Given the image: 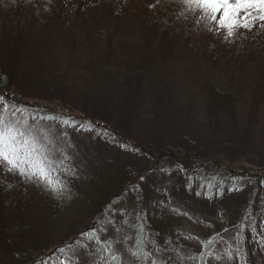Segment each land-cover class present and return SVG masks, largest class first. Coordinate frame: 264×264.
Returning a JSON list of instances; mask_svg holds the SVG:
<instances>
[{
    "label": "rangeland",
    "instance_id": "rangeland-1",
    "mask_svg": "<svg viewBox=\"0 0 264 264\" xmlns=\"http://www.w3.org/2000/svg\"><path fill=\"white\" fill-rule=\"evenodd\" d=\"M43 1L0 0V71L13 86L8 98H13L18 105H26L29 112L54 116L58 120H65L64 115L71 113L78 118L104 122L114 131L96 133L86 130L83 124L71 127L55 124L58 132L68 133V141L74 145L68 153L74 158L77 173L76 178L64 177L70 190L59 199L43 186L37 187L18 176H5L0 171V264L37 260L39 255L33 252L39 254L49 250L54 253L57 248L79 239L82 230V233L89 231L91 223L102 224L100 212L110 198L106 194H111V189L126 177V171L131 170L144 179L151 171L147 183L149 192L132 194L113 205L118 210L123 209L125 215L117 212L113 216L115 223L104 227L107 231L97 227L101 239L123 240L127 235L131 237L127 242L129 246L139 238L147 240L143 233L139 236L123 224L125 218L134 223L132 217L142 211L153 245L150 250L147 245L146 251H152L155 256V247L159 246L162 250L159 255L172 257L169 264H201L197 259H187L198 258L201 251H206L196 238L206 243L223 229L238 224L243 206L241 195L215 193L209 199L204 191L200 197L197 190L193 193L179 190L172 184L171 177H165L155 163L143 154H136L135 149L143 147L147 151L153 144L164 147L165 153H177L178 147L167 138L168 134H163L165 124L168 125L165 130L169 131L170 125L182 127L178 124L185 123L191 130L190 139L198 146L203 149L210 143L209 133L203 130L209 124L205 119V100L198 95L197 84L212 75L220 89H230L236 84V75L232 71L228 73L227 66L212 60L204 65L203 73L194 75L191 53L184 49V42L194 36L193 32L196 38L202 36L206 40L211 39L212 33L203 24H195L196 17L190 11L185 12L181 0H159L158 4L157 0H49L50 4L55 2L48 8ZM112 1L113 7L109 5ZM151 4H156V8H149ZM181 13H185L187 19ZM112 14L117 16V21L116 17L111 18ZM113 18L117 22L112 38L114 47L108 55L109 61L102 62L105 55L102 45L109 34L107 29H112ZM21 27L28 35L17 36V28ZM251 32L241 30L232 41L237 46L242 44L249 52L264 47V29L257 27L252 35ZM20 36L23 42L17 39ZM257 65L255 76L244 78L241 91L244 104H239L238 108L246 105L253 111L251 114L239 111L243 119L246 116L260 118V125L251 127L250 131L260 134L261 138L247 155L235 154V162H239L237 169H256L253 160L264 157V136L261 134L264 127V60L261 56ZM103 70L107 71L106 75ZM100 79L117 86L108 95L85 90ZM119 83L143 90L148 107L145 113H149L146 122L119 124L124 117L119 97L114 98ZM108 96L114 100V117L104 112L97 102ZM88 99L92 100V105H87ZM106 114L108 120L103 118ZM157 117L160 122L156 121ZM101 127L106 128L105 125ZM214 146L219 148L218 144ZM220 158L226 165L233 162L225 155ZM135 196L139 205L134 203ZM259 207L249 225L242 223L246 260L239 254L231 264H264V206ZM173 208L187 215H177L170 211ZM116 228L122 231L116 233ZM233 237L229 235L219 240L208 251L220 255V261L212 259L208 253L204 261L229 264L226 251H231L233 257L238 252ZM50 255L44 254L40 260Z\"/></svg>",
    "mask_w": 264,
    "mask_h": 264
},
{
    "label": "trees",
    "instance_id": "trees-1",
    "mask_svg": "<svg viewBox=\"0 0 264 264\" xmlns=\"http://www.w3.org/2000/svg\"><path fill=\"white\" fill-rule=\"evenodd\" d=\"M43 3L46 8L50 7L51 4H53H50L49 0H44ZM113 4V1L109 2V5L112 7ZM112 10L113 9H111L110 11ZM112 17H116L115 20L117 21V16L115 14H112L111 18ZM115 20L113 18L114 22L112 21V29H107L109 34H106L105 40L103 41L102 49L105 51V55L102 59V62L109 61L108 55L111 54V49L112 47H114L112 45V38L116 34L114 33V29L117 28V26L115 27V24H117ZM255 29L257 28H254L252 32ZM17 30L19 32L17 36L20 34L28 35L26 29H24L23 27L17 28ZM193 33L195 36V32ZM211 33L212 40L203 39L202 36L196 38V36L194 37L192 35L190 40H185L184 49L191 53L193 63L192 73H194V75L197 74V72L201 71L203 73L204 65L207 66V63L210 60H212L215 64L227 66V69H224L227 72L230 69V72L228 73H231L232 71L234 75H236V84L233 85H236L237 87H234L232 85L230 89L228 87L220 89L217 85H215V80H212V75L211 77H208V79L200 80V83L197 84L196 91L198 95L202 97L203 100H205V119L207 120V122L209 121V124H206V127L203 128V130L209 133V139L213 143L210 141V143L207 146H204V148L202 149L200 146L197 145L195 141L190 139L189 134L191 130L185 127V123H183L184 125L178 124L182 125L183 128L170 125L169 131L165 130L168 125L164 123L165 126L163 127V134H168L167 138L171 140L173 145H176V147H178V152L165 153L164 147H158L153 144L152 146H150V148H147L149 149L147 150L148 152L146 150H143V147L136 148L135 152L138 155H145L146 158L152 161V164L155 163L154 165H157L159 167L158 171H160L165 177L169 179L171 177L172 184L175 186V188L179 190L186 189L188 193H193L194 190H197V192L200 193L204 191L211 195L215 193L220 194L225 192L233 194L237 193L241 195V202L243 201V206L240 209L239 223L227 227L229 231L226 233L223 231L222 233H220V236H222L223 238L229 235L235 236L236 239L234 241L236 243V249L240 254V258L246 260V257L243 254L244 233L242 230V223H248L249 225V220L256 213V211L259 210V206H264V157H260V159L256 158L253 160L254 162H256L254 163V167L257 166L256 169L236 168L239 162H235V154L244 153L243 156L247 155L251 150H253L254 147H256V145H258L261 138L260 134H252V131H250L252 130V128L254 129L255 126L257 127L258 125H260V118H247L246 116L243 119V116H239V111L246 110L247 112H249V114H251L253 111H251L250 107L246 108V105H243L240 108H238V105L244 104L242 102L241 92L243 90V86L245 85L244 78L247 79L255 76V72L257 71V68L259 66L257 65L258 57L261 56V58L264 60V47L259 48L260 46L257 42V45L259 47L256 46L255 48L259 49H254L249 52L248 50H244V46H242V44L237 46L232 40L227 44V41H224L223 34L217 36L213 32ZM245 38L246 37L243 34V39ZM17 39L21 40V36L17 37ZM21 41L23 42V40ZM212 45L214 47V50H212ZM216 47L218 48L215 49ZM214 53L216 54L215 58ZM247 56L250 59L247 58ZM20 73H23V69H20ZM103 73L104 75H106L107 71L103 70ZM115 86L117 85H114V83H109L105 79H100L95 81L90 86H87L88 89L86 88L85 90L92 91L95 94L101 92L104 93V95H108L107 93H110ZM0 87L3 89H0V93L6 94L7 97L8 91H10L13 87L9 78L6 77L5 74L1 71ZM142 91L143 90L139 88H128L122 83L118 84V90L115 92L114 98L119 97V102L121 103L118 104L120 105V108H122V116L125 117L120 119L119 124H139L143 121L146 122V119L149 118V113H145L146 108L148 107L145 105L146 96ZM109 97L110 96H108L107 99L101 98L103 101L97 100V102L100 106H102L104 112H109V114L113 115L114 117L112 108H114L115 104H113L112 102L114 100L110 99ZM85 102L88 103L87 105H92L91 99H88V101L86 100ZM102 103L104 104V106L102 105ZM119 105L117 107H119ZM64 116L65 120H69L72 125L83 124L88 129H92V131H95L96 133L98 131L109 133H111V131H114L111 130L112 128L107 126L106 123L96 122V120L93 118H78L76 115L71 113H67V115ZM103 118L108 120V114H106ZM246 119L249 121L246 122ZM156 121L160 122L161 119L157 117ZM100 125H105L106 128H108L110 131L107 130L105 127H101ZM261 134L264 136V127L262 128ZM216 144L219 145V148L214 146ZM220 155H225L232 159V164L226 165L225 163H223L220 158ZM150 173L151 171L148 172L147 175L150 176ZM125 174L126 177H122V179L118 181V183L111 189L112 193L106 194L110 198L106 205V208L108 207V209L106 210L105 208L102 212H100L102 224L97 226L98 222L95 224L91 223L92 228H102V226L105 227L110 224L106 223L107 219H113V215L109 212L110 204H112V206L115 204L117 205V203L121 202V198L125 199L127 196L131 197L132 194L136 195L140 194L141 192L142 194L143 192H149L147 189V183L150 179L149 176L141 180L140 176L137 175L135 171H126ZM141 174H143V172ZM189 184H191V187H189ZM209 184L212 185V187H200V185ZM133 186H136L138 190L133 191ZM229 189L238 190L230 191ZM201 196L202 195L200 194V197ZM118 197L120 198L117 199ZM133 200L135 204H138L137 201L139 199H137L136 196L135 198H133ZM144 220L145 218L143 215V234L144 237H147H145L147 240H145L144 238H142V240L144 242L145 247L147 245L150 246V250L153 245L150 240V231L148 232ZM82 231L79 234H81ZM212 238L213 243L209 244L205 248L206 251L203 253L202 259L200 258V256L197 258V261L199 260L201 264L204 261L208 251H210L213 245H215L220 240L217 235L213 236ZM32 254L39 255L37 260L29 261L28 259L27 261H25L27 263H24L23 261L17 263L37 264V262L44 256V254L48 255L52 254V252H50L49 250H45V252L41 251L39 252V254L38 251H35Z\"/></svg>",
    "mask_w": 264,
    "mask_h": 264
},
{
    "label": "snow or ice",
    "instance_id": "snow-or-ice-1",
    "mask_svg": "<svg viewBox=\"0 0 264 264\" xmlns=\"http://www.w3.org/2000/svg\"><path fill=\"white\" fill-rule=\"evenodd\" d=\"M158 3L159 0H157ZM181 3L185 6V12L190 11L196 17V25L203 24L209 32L217 36L226 33L223 38L228 42H231L241 30L251 32L257 27L264 29V0H181ZM156 6L151 4L148 7L155 9ZM181 15L187 19L185 13ZM44 122L55 123L45 124ZM56 123L62 127L73 126L69 120H58L54 116L29 112L26 105H18L13 98L0 93V171L5 176H18L21 180L35 184L37 187L43 186L45 191H50L59 199L70 190L64 177L76 178L77 173L74 158L68 153L74 145L68 141L66 131H57ZM140 179L143 180L144 177ZM200 187H212V185H200ZM132 190L138 189L133 186ZM205 195L209 199L212 198L211 194L205 193ZM170 211L177 215H187L176 208ZM109 212L113 216L117 212L121 216L125 215L123 209L118 210L112 204L109 205ZM143 215L142 211L136 212L132 217L134 223H130L129 219L125 218L123 224L142 234ZM106 223L114 224L115 221L109 218ZM101 231H107V229L102 226ZM114 231L120 233L122 229L116 228ZM223 231L226 233L229 229L225 228ZM216 235L223 241L219 233ZM130 239L131 237L127 235L123 237V240L101 239L97 229L93 227L88 232L81 233L79 239L56 249L54 253L39 260L37 264H169L171 261L172 257L164 258L159 255L162 251L159 246L155 247L157 255L154 256L152 251L145 250L142 239H137L132 246H129L127 242ZM196 239L202 248L213 243L211 237L206 243L199 241V238ZM232 239L235 240L236 237ZM208 255L216 261L222 259L220 255H214L212 252ZM199 256L202 259L203 251L199 253ZM238 256L239 252L236 257H233L231 251H226L229 264ZM187 259L195 260L197 257L191 256ZM203 264L208 262L203 261Z\"/></svg>",
    "mask_w": 264,
    "mask_h": 264
}]
</instances>
